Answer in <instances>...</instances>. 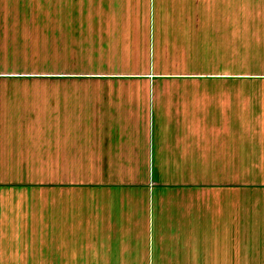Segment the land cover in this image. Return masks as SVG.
<instances>
[{"label":"crops","instance_id":"0c3cea01","mask_svg":"<svg viewBox=\"0 0 264 264\" xmlns=\"http://www.w3.org/2000/svg\"><path fill=\"white\" fill-rule=\"evenodd\" d=\"M215 1L217 44L232 48L239 13ZM190 2L206 19L207 0ZM89 3L90 19L104 15ZM260 30L246 35L248 66L261 69L246 73L237 60L209 75H43L93 84L39 104L40 122L14 137L0 125V264H264ZM208 78L219 85L210 97L161 85Z\"/></svg>","mask_w":264,"mask_h":264},{"label":"rangeland","instance_id":"374dc122","mask_svg":"<svg viewBox=\"0 0 264 264\" xmlns=\"http://www.w3.org/2000/svg\"><path fill=\"white\" fill-rule=\"evenodd\" d=\"M90 1V11L104 15L90 19L87 0H0V125L9 128L10 137L24 125L40 122L39 104L59 93L70 98L66 94L93 84L43 75L129 72L131 66L133 71L209 75L217 71L215 62L237 60L240 73L261 69L248 66L246 34L247 29L261 31L264 20H248L246 14L264 10V0H233L232 11L239 13L233 18L237 22L233 36L239 31L238 44L232 48L225 42L217 44L225 34L217 29L222 20L214 18L215 0H207L206 19L190 15V0ZM200 1L197 8L202 10ZM229 4L224 3L223 10L230 9ZM93 63L110 66H89ZM161 85L170 91L206 92L208 97L219 86L211 78L168 80ZM238 85L244 91L253 84Z\"/></svg>","mask_w":264,"mask_h":264}]
</instances>
